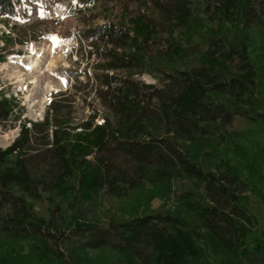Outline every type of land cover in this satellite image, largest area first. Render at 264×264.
Returning <instances> with one entry per match:
<instances>
[{
    "label": "trees",
    "instance_id": "1",
    "mask_svg": "<svg viewBox=\"0 0 264 264\" xmlns=\"http://www.w3.org/2000/svg\"><path fill=\"white\" fill-rule=\"evenodd\" d=\"M21 1L38 0H0V17L14 16ZM99 1L77 0L76 11ZM113 1L123 9L118 22L82 26L75 37L88 39L99 55L95 92L103 121L94 123L96 110L74 121L75 100L67 90L54 95L42 120L14 115L18 135L0 147V235L31 240L40 259L59 264H88V252L100 248L129 264H196L204 255L196 242L201 234L182 217L156 211L106 224L87 217L103 191L125 197L147 172L158 181L184 174L201 183L205 201L186 192L178 201L205 232L218 262L264 263V243L248 241L254 223L242 204L248 183L231 165L205 171L179 143L230 125L246 116L247 105L253 109L256 78L264 79V0ZM248 32L258 39V67L249 58ZM7 49L0 46V62ZM142 73L157 83L135 77ZM18 105L1 93L0 123ZM67 195L69 215L55 202ZM29 199L48 202V217Z\"/></svg>",
    "mask_w": 264,
    "mask_h": 264
},
{
    "label": "rangeland",
    "instance_id": "2",
    "mask_svg": "<svg viewBox=\"0 0 264 264\" xmlns=\"http://www.w3.org/2000/svg\"><path fill=\"white\" fill-rule=\"evenodd\" d=\"M41 1L44 2L43 6H39ZM76 1H21L16 5L14 16L0 17V46L7 44V50L10 52L5 60L0 62V94L14 96L19 101L10 119L0 123V147L8 146L18 135L20 120H42L47 104L61 91H69L73 97L69 100H75L74 103L71 101L74 121L80 122L94 110L98 114L94 123L100 124L103 121L104 108L95 92L98 82L94 66L99 57L98 52L89 44L88 39L81 37L76 40L75 37L79 36L82 26L105 21L118 22L123 9L116 1L104 0L99 1L95 7H83L78 13ZM58 4L63 5V8L66 5L62 17H57L52 12V8ZM132 6L130 4L129 8ZM142 10L151 14V8ZM226 26L233 33L237 31V28L229 23H226ZM2 32L5 35H2ZM248 36L249 58L258 67L259 63L255 61L258 39L253 32L245 33V37ZM48 37H57L58 40L53 41ZM44 47H50L51 50L48 52ZM39 49L44 51L41 52L40 71L34 73L38 81L37 85H34L25 69V60ZM51 53L57 59L55 67L47 71L46 61L50 59ZM10 61L11 63H8ZM17 72L23 75L22 83L16 78ZM135 77L145 82L157 83L148 73ZM46 83L52 85L53 89L46 91ZM252 98L253 109L248 105L244 107L246 116H236L230 125L218 124L207 136L195 142L183 140L179 143L188 159L205 171H214L217 166L231 165L248 183L249 189L242 202L254 218L248 241L264 243V79L256 78ZM14 115L20 120H15ZM6 135L9 136L5 140ZM145 176V181L125 197L101 192L95 210L89 209L87 217L98 220L101 224H106L111 219L121 221L156 211L182 217L201 234L196 238V242L204 251V255L196 264H220L211 254L205 232L198 228L197 222L184 210L177 198L178 193L186 192L191 194L190 199L205 201L201 183L184 174L165 181L152 178L149 172ZM71 198L72 195L55 197V202L59 203L68 215L72 210ZM29 201L39 216L48 217L51 206L48 202ZM32 244L31 240H10L0 235V264H59L52 258L40 259L31 249ZM88 257V264H129L118 253L108 248L90 250ZM133 264L139 263L135 261Z\"/></svg>",
    "mask_w": 264,
    "mask_h": 264
},
{
    "label": "bare ground",
    "instance_id": "3",
    "mask_svg": "<svg viewBox=\"0 0 264 264\" xmlns=\"http://www.w3.org/2000/svg\"><path fill=\"white\" fill-rule=\"evenodd\" d=\"M44 5V2L41 1L39 3V6H43ZM52 12L57 16V17H62L64 15V8H63V5L61 4H58V5H55V7L52 8ZM48 50V52L51 50L50 47H44ZM44 51L43 49H39L37 50L36 52L34 51V54H32V56H29L25 61H26V64H25V69L26 71L29 73L30 75V81L32 84L34 85H37L38 81H37V77L34 76V73L37 72V71H40L39 68L41 67V63H42V60H41V52ZM51 57L48 61H46V70L47 71H51L54 67H55V61H56V56L51 53L50 54ZM8 63H11L8 62ZM7 65V64H6ZM3 67L5 65H2ZM23 75H21L20 72H17L16 74V78L22 83L23 82V79H22ZM44 88H46V91L47 90H51L53 89V86L50 85L49 83H46V85H44ZM12 133V132H11ZM13 135V133H12ZM9 135H6L4 137V139L6 140L8 138ZM8 141V140H7Z\"/></svg>",
    "mask_w": 264,
    "mask_h": 264
},
{
    "label": "snow or ice",
    "instance_id": "4",
    "mask_svg": "<svg viewBox=\"0 0 264 264\" xmlns=\"http://www.w3.org/2000/svg\"><path fill=\"white\" fill-rule=\"evenodd\" d=\"M41 15H43V13H41ZM48 39H51V40H53V41H57V40H58L57 37H48Z\"/></svg>",
    "mask_w": 264,
    "mask_h": 264
}]
</instances>
